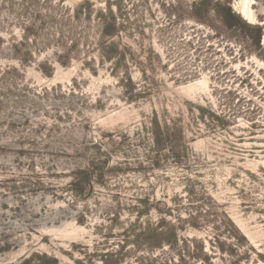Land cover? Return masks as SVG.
Returning <instances> with one entry per match:
<instances>
[{"label":"rangeland","instance_id":"374dc122","mask_svg":"<svg viewBox=\"0 0 264 264\" xmlns=\"http://www.w3.org/2000/svg\"><path fill=\"white\" fill-rule=\"evenodd\" d=\"M192 1L0 0V264H264V0Z\"/></svg>","mask_w":264,"mask_h":264},{"label":"trees","instance_id":"16d2710c","mask_svg":"<svg viewBox=\"0 0 264 264\" xmlns=\"http://www.w3.org/2000/svg\"><path fill=\"white\" fill-rule=\"evenodd\" d=\"M209 4H210V0H194V1H192L191 4H190L191 16L193 18H199V17H197L198 16L197 12L202 7L203 8H208ZM215 5L220 7L223 20L226 23L231 24V25H239L241 27L240 22L242 23V19H240V17L238 15H236V13L232 10V8L230 6L222 7L221 3L218 2V1H215ZM242 25L246 26L247 24H246V22L243 21ZM105 58H109V56L106 55ZM152 134H153V139H154V143H155L156 147L159 148V149H165L166 146H167L166 142L169 139V133L163 131V129L159 126L158 121H157L156 118H154ZM156 238L160 242V240L162 238V235L159 233L156 236Z\"/></svg>","mask_w":264,"mask_h":264}]
</instances>
